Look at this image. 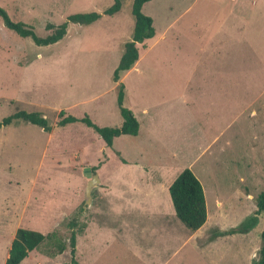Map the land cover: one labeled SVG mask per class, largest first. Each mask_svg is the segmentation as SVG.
Listing matches in <instances>:
<instances>
[{
	"label": "rangeland",
	"instance_id": "rangeland-1",
	"mask_svg": "<svg viewBox=\"0 0 264 264\" xmlns=\"http://www.w3.org/2000/svg\"><path fill=\"white\" fill-rule=\"evenodd\" d=\"M112 1L30 0L29 12L27 4L0 0V7L44 37L47 24L101 13ZM130 3L122 0L118 11L87 25L67 23L64 36L48 45L18 36L0 19V121L25 110L49 125L45 131L18 120L0 127V264L18 227L49 234L19 264H253L257 258L264 212L246 233L211 234L252 214L264 190V0L146 1L141 12L156 34L137 50H151L136 71L114 82L132 32ZM119 82L123 106L142 128L144 105L164 117L170 149L126 140L130 135L106 147L81 122L56 125L64 110L117 126ZM169 150L177 154L173 173L188 167L204 193L208 218L191 237L179 221L172 232L158 218L167 203L173 214L172 179L154 191L156 209L147 205L148 192L133 190L142 188L141 173L155 177ZM85 167L99 182L83 208ZM215 200L221 204L213 211Z\"/></svg>",
	"mask_w": 264,
	"mask_h": 264
},
{
	"label": "trees",
	"instance_id": "trees-1",
	"mask_svg": "<svg viewBox=\"0 0 264 264\" xmlns=\"http://www.w3.org/2000/svg\"><path fill=\"white\" fill-rule=\"evenodd\" d=\"M122 0H113L112 3L102 10L101 13L96 11L79 12L68 14L65 21L57 26L47 24L46 29L51 32L44 37L37 36L30 26L21 21H12L7 13L0 7V19L2 24L13 31L20 37H28L36 45H48L59 41L66 33L67 23H76L87 25L101 14L111 15L119 10ZM149 0H131L130 13L133 17V27L129 40L123 43L122 52L119 60L113 69L112 80L116 82L121 72L128 70L138 58L136 43H141L145 39L152 37L154 30L151 25V18L141 12L143 3ZM123 84H117L116 104L121 121L117 126H98L87 116L77 118L70 114H65L64 110H59L56 125L63 126L69 123L81 122L91 128L101 138L106 147H111L114 137L128 134L136 135L138 132V122L133 116L130 109L123 106ZM28 122L49 130L46 119L36 111L18 110L4 117L0 121V127L13 121ZM93 170V168H90ZM169 199L176 218L190 232L198 229L206 219V208L203 190L201 184L193 172L185 167L179 171L171 181L168 188ZM255 210L252 214L243 218L237 225L227 230L212 231V238L233 233H246L256 225L257 215L264 212V190L260 191L255 197ZM73 227V222L70 223ZM260 246L257 252V258L253 264H264V222L260 231ZM49 237V234H42L39 231L18 227L15 229L13 237L10 240L7 250V256L3 264H19L28 254L29 251L37 249L38 246ZM70 252L74 251L75 232L71 231L69 235ZM63 246H59L58 251H62Z\"/></svg>",
	"mask_w": 264,
	"mask_h": 264
},
{
	"label": "crops",
	"instance_id": "crops-1",
	"mask_svg": "<svg viewBox=\"0 0 264 264\" xmlns=\"http://www.w3.org/2000/svg\"><path fill=\"white\" fill-rule=\"evenodd\" d=\"M16 2H17L18 5H22V6L27 4L29 6V8H28L29 12L30 11H34V10H32L33 8L30 7V0H26L24 2H23V0L22 1L21 0H16ZM151 25H152V19H151ZM153 30H154V28H153ZM155 34H156V31L154 30V33H153L152 37H154ZM152 37H150V38H152ZM147 39H149V38H147ZM147 39H145V40H147ZM145 40L143 42H141V43H136V47H137L138 44H142V43L146 42ZM146 47L147 46L144 45V48L142 49V51L144 50V53L138 52V58L133 63V65L128 70L123 71V72L120 73V75H119L120 80H122L124 78V76L127 75L129 72H131L133 70L136 71L137 63H141V61L145 58V56L151 50L149 46L147 48ZM138 71H140V70H138ZM123 88H124V84H123ZM133 116H134V114H133ZM140 118L142 120H144L143 122L145 123L143 128H142L141 123H139L137 121L138 122V132H137V134L136 135H130V136L133 137L132 140L130 138H128L126 140L131 141V142L132 141L135 142L136 140L139 141V142L140 141L141 142H145V141L153 142L154 141V143L159 144L160 147L170 149L169 146H168L169 141H168V139H166V133H165V131H166V129L168 127H166L164 125V123L161 122V119H164V117L160 116V114L158 112L156 113L154 111L153 112L149 111L148 108L145 107V105H144V107H142V109L140 111ZM135 119H136V117H135ZM69 124H72V123H69ZM123 135H128V134H123ZM119 136H121V135H119ZM116 137H118V136H116ZM116 137H114V138H116ZM112 143H113V140H112ZM176 156H177V154L174 151L169 150L167 152V156H162V158H159L160 159L159 161L163 165L158 167L155 177L154 178L148 177L149 174L148 175L144 174V176H143V174L141 173V175L143 176V177L141 176L142 179L140 181V185H141L142 188H133V190H137V191L138 190H143V191L148 192L147 195H149V199L150 200L148 198H146L147 199V205L149 207H151L152 209H156L157 208V201L154 198L155 197V195H154L155 192L154 191H161L162 192L163 189L166 188L167 183L171 179L173 180L175 178V176L181 170L180 169V170L176 171L175 173H173V168H172L173 166L171 167V165H170L171 163H174V158ZM134 162H136V161L134 160ZM203 195H204V193H203ZM204 201H205V199H204ZM220 204L221 203L218 202V201L214 202V206L212 207V210L213 211L218 210L217 206L220 205ZM163 207L164 208L161 210L162 214H160V216L158 217L159 219L162 218V222H164V224H163L164 227H162V228H165V229L167 228V229H170L172 232H176L177 228H179V227H177V225H179L178 223L180 221L174 215V211H173V214L170 212V210H169L170 208H169V204L168 203L166 205H163ZM205 208H206V205H205ZM206 212H207V210H206ZM150 213H152V212H150ZM150 213H148V214H150ZM207 218H208V212L206 214V219H205L204 222H206ZM200 229L201 228L199 227L195 231L189 232V233H192V234H190V237L192 235H194L195 233H197L198 231H200ZM228 235H231V234H228ZM12 237H13V235H11V238ZM187 237H189V236H187ZM187 237H185L184 241H187V239H188ZM6 256H7V254L5 255V257Z\"/></svg>",
	"mask_w": 264,
	"mask_h": 264
},
{
	"label": "water",
	"instance_id": "water-1",
	"mask_svg": "<svg viewBox=\"0 0 264 264\" xmlns=\"http://www.w3.org/2000/svg\"><path fill=\"white\" fill-rule=\"evenodd\" d=\"M85 176L88 178L84 190V203L83 208L90 204L91 201V190L99 182L97 174H92L89 167H85L83 170Z\"/></svg>",
	"mask_w": 264,
	"mask_h": 264
}]
</instances>
